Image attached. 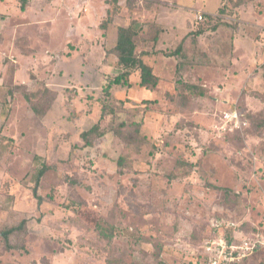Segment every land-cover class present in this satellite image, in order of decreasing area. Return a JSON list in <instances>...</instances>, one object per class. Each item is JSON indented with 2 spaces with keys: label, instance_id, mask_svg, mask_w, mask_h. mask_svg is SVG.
<instances>
[{
  "label": "rangeland",
  "instance_id": "1",
  "mask_svg": "<svg viewBox=\"0 0 264 264\" xmlns=\"http://www.w3.org/2000/svg\"><path fill=\"white\" fill-rule=\"evenodd\" d=\"M111 24L133 25L138 52L204 33L145 56L157 87L132 71L106 89ZM263 64L264 0H0V264H199L213 218L264 234ZM234 108L247 125L222 129Z\"/></svg>",
  "mask_w": 264,
  "mask_h": 264
},
{
  "label": "trees",
  "instance_id": "2",
  "mask_svg": "<svg viewBox=\"0 0 264 264\" xmlns=\"http://www.w3.org/2000/svg\"><path fill=\"white\" fill-rule=\"evenodd\" d=\"M21 3V8L25 9L26 5L28 3V0H19ZM118 0H112V3L117 4ZM110 3V2H109ZM222 11V10H220ZM209 18H212V15L207 13ZM113 15L111 13L110 8L107 10V17L105 20L101 23L102 28H106L107 25L112 21ZM204 33L203 30H198V31H191L189 32L186 36L182 38V40L179 42L177 47L173 50H162L158 49L156 47H153L151 50H140L139 52L137 51V43H136V36H137V31L133 27L132 24L128 26H119L118 27V32H117V41L116 44L113 46V51L117 54L118 61L120 66L122 67V72L115 76L112 80L108 82L106 85V89H110V87L113 84H123L126 86H131V82L128 79L127 76L131 74L132 71H137L139 73V85L141 87H145L147 89H153L157 87L160 77L156 73L153 65H150L146 62L145 56H150L153 54H163L166 57H177L179 56L183 49H184V43L185 40L188 36L192 35H200ZM159 34L154 38L156 41H154V44H156L159 40ZM194 40V38H193ZM264 66V64H263ZM187 87L190 89L191 92L194 91L196 88V84H186ZM26 100L30 102L32 110L37 114V115H43L44 113L40 111L36 105L32 104V97L30 93L25 92L24 94ZM104 112H101L100 115V120L103 119L104 117ZM247 119V118H246ZM264 123V122H263ZM138 131V130H137ZM122 133V132H121ZM123 134V133H122ZM95 135V137H100L103 135V132H101V125L100 122L98 121L95 125H93L90 129L85 130L82 132L81 136L84 140V146H90L92 145L93 141L90 138L91 136ZM37 158V157H36ZM122 161V158L119 160V166L120 162ZM49 168L47 165H42L40 169L38 170L36 174V182L38 183L40 177L43 176V174L46 172V170ZM122 173V170H120ZM16 230H21V231H26V220H22V222L15 227H11L4 232H2V235L4 237V243H5V248L6 249H12L14 248L12 244L10 243V235L16 231ZM201 252V250H200ZM199 252V254H200ZM198 254V255H199Z\"/></svg>",
  "mask_w": 264,
  "mask_h": 264
},
{
  "label": "built area",
  "instance_id": "3",
  "mask_svg": "<svg viewBox=\"0 0 264 264\" xmlns=\"http://www.w3.org/2000/svg\"><path fill=\"white\" fill-rule=\"evenodd\" d=\"M196 18L206 21L208 15L198 11ZM222 129H237L247 125L245 115L237 108L227 110L221 116ZM264 246V234H248L231 219L213 218L210 234L204 240L197 261L199 264H240Z\"/></svg>",
  "mask_w": 264,
  "mask_h": 264
},
{
  "label": "crops",
  "instance_id": "4",
  "mask_svg": "<svg viewBox=\"0 0 264 264\" xmlns=\"http://www.w3.org/2000/svg\"><path fill=\"white\" fill-rule=\"evenodd\" d=\"M129 25V24H128ZM128 25H121V26H128ZM110 27H114L112 24L110 25ZM110 27H109V29H108V31H110ZM114 30H116L117 32H118V27H114ZM116 41H117V34L115 35V43H114V45L116 44ZM158 49H161V48H158ZM153 55H155V54H153ZM149 56V55H148ZM148 56H146V57H148ZM150 58V57H149ZM244 231V230H243Z\"/></svg>",
  "mask_w": 264,
  "mask_h": 264
}]
</instances>
